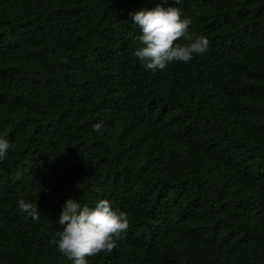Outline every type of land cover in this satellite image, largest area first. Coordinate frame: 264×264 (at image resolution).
<instances>
[{
    "label": "trees",
    "instance_id": "16d2710c",
    "mask_svg": "<svg viewBox=\"0 0 264 264\" xmlns=\"http://www.w3.org/2000/svg\"><path fill=\"white\" fill-rule=\"evenodd\" d=\"M161 2L0 0V264H72L68 198L127 214L88 264H264V0H166L209 44L152 72L130 13Z\"/></svg>",
    "mask_w": 264,
    "mask_h": 264
},
{
    "label": "clouds",
    "instance_id": "9594fccd",
    "mask_svg": "<svg viewBox=\"0 0 264 264\" xmlns=\"http://www.w3.org/2000/svg\"><path fill=\"white\" fill-rule=\"evenodd\" d=\"M166 0L154 7L130 13L141 34L136 37L139 47L133 54L145 70L163 71L173 62L187 63L194 55H203L209 41L205 36L189 33V19L181 18V10L175 6H164ZM179 4L180 0H174ZM187 43H177L179 40ZM93 131L100 132L103 122L95 123ZM12 147L7 139L0 138V162H3ZM21 212L33 220H39L36 203L21 198L17 202ZM53 243L61 255L72 264H88L86 257L111 253L129 229L127 214L115 210L108 199L99 200L94 207L82 205L68 198L60 211Z\"/></svg>",
    "mask_w": 264,
    "mask_h": 264
}]
</instances>
